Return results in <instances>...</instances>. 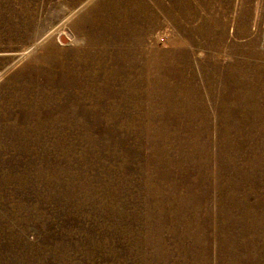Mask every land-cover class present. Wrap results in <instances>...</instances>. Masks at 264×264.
Segmentation results:
<instances>
[{
    "label": "rangeland",
    "instance_id": "obj_1",
    "mask_svg": "<svg viewBox=\"0 0 264 264\" xmlns=\"http://www.w3.org/2000/svg\"><path fill=\"white\" fill-rule=\"evenodd\" d=\"M86 1L0 0V264H264V0Z\"/></svg>",
    "mask_w": 264,
    "mask_h": 264
},
{
    "label": "bare ground",
    "instance_id": "obj_2",
    "mask_svg": "<svg viewBox=\"0 0 264 264\" xmlns=\"http://www.w3.org/2000/svg\"><path fill=\"white\" fill-rule=\"evenodd\" d=\"M88 1V0H87ZM86 1V2H87ZM164 35V34H163ZM119 39V38H118ZM105 59H106V55L103 57V58H101V59H99L98 60V62L100 63V64H102V63H104L105 62ZM111 64H112V61H108V67L110 68V66H111ZM245 69V68H244ZM244 69H243V72H244ZM255 69L256 70H261V69H263V68H258V67H255ZM5 71V70H4ZM3 71V72H4ZM245 73V72H244ZM240 74H242V73H240ZM236 75H238V74H236ZM245 75H247V73L245 74ZM126 76H128L127 74H126ZM227 76H230V75H227ZM244 76V75H243ZM248 76L250 77V74H248ZM253 76V75H252ZM238 77V76H237ZM247 77V76H246ZM131 78V77H130ZM239 78V77H238ZM240 78H242V77H240ZM239 78V79H240ZM248 78V77H247ZM246 78V79H247ZM252 78V77H251ZM20 79V78H19ZM75 80H77V79H75ZM235 80V79H234ZM233 80V81H234ZM237 80V79H236ZM244 81L243 82H245V78L243 79ZM260 80V81H259ZM259 80H255V84H250L251 85V87L249 86V90H248V92H245V93H247V96L249 97V98H252L253 100L255 99H262V100H264V91H263V88H264V82H263V80L262 79H259ZM229 81V80H228ZM230 81H231V79H230ZM229 81V82H230ZM239 80H237V82H238ZM240 82V81H239ZM238 82V83H239ZM242 82V83H243ZM250 82H251V80H250ZM249 82V83H250ZM235 83V82H234ZM241 83V82H240ZM239 83V84H240ZM256 83H258L259 85H256ZM161 85V84H160ZM244 85H245V83H244ZM4 88H8V89H13V88H15L14 86L13 87H11L12 86V84H3L2 85ZM156 86H158V85H156ZM258 88H257V87ZM155 87V86H154ZM233 87V86H232ZM235 87V86H234ZM238 88V87H237ZM247 88V87H246ZM235 89V88H234ZM240 89H245V88H240ZM154 90H157V89H155L154 88ZM233 90V89H232ZM12 91V90H11ZM158 91H160L159 89H158ZM239 92L241 91V90H238ZM245 91H246V89H245ZM155 92V91H154ZM233 92V91H232ZM156 93H158V92H156ZM160 93V92H159ZM243 92H241V94H242ZM244 94V93H243ZM12 95V94H11ZM158 95V94H157ZM161 95H164L165 96V94L164 93H162ZM160 95V96H161ZM156 96V95H155ZM234 96V95H233ZM242 96V95H241ZM158 97V96H157ZM162 97V96H161ZM248 97H243V98H247L248 99ZM238 98L240 99V95L238 96ZM164 99V98H163ZM167 99V98H166ZM236 99H237V97H236ZM168 100V99H167ZM241 100V99H240ZM245 100V99H244ZM251 100V99H250ZM261 100V101H262ZM170 101H172V100H170ZM234 101V100H233ZM232 101V102H233ZM236 101V100H235ZM19 102H20V98H16V99H11V98H8V100H6V107H8V108H12V109H14L15 111H14V117L17 119V120H19L20 118H21V115H20V104H19ZM237 102V101H236ZM252 102V101H251ZM253 102H255V101H253ZM181 103V102H180ZM226 103V102H225ZM246 104H247V102H245ZM262 104H264L263 102H261ZM171 104V103H170ZM249 104V103H248ZM180 105V104H179ZM225 105V104H224ZM171 106H172V104H171ZM246 106V105H245ZM250 106V107H249ZM249 106H248V108H252L251 106V104H249ZM253 106H255V103H254V105ZM259 106H260V104H259ZM264 106V105H263ZM226 107H227V104H226ZM230 107V106H229ZM234 107V106H233ZM255 107H257V106H255ZM255 107L253 108V109H255ZM262 107V106H261ZM178 108V107H177ZM186 108H189V107H187V106H185V107H183L182 109L184 110V109H186ZM243 108V107H242ZM259 108V107H258ZM264 109V108H263ZM247 110H250L251 111V109H247ZM256 110V109H255ZM254 110V111H255ZM157 111V110H156ZM244 111V110H243ZM253 111V112H254ZM157 112H159V111H157ZM8 113V112H7ZM246 113V112H245ZM254 113H256V111L254 112ZM263 113H264V111H262V113H257V114H255V115H252V117L249 119H244L243 120V122L241 123L240 121V123H237L236 124V126H238V129L239 130H242V131H244L245 133V135L247 136V137H251V141L252 140H255V138L254 137H258V138H260L261 139V141L263 142L262 144H264V116H262L263 115ZM240 114V113H239ZM243 114V113H242ZM228 115H229V113H228ZM228 115H227V119H230V118H228ZM235 115V114H234ZM243 116H244V114H243ZM231 117V116H230ZM247 117V116H246ZM239 118V117H238ZM236 120H237V118H236ZM236 120H235V123H236ZM240 120V119H239ZM228 121V120H227ZM222 122V121H221ZM234 123V124H235ZM223 124V123H222ZM232 125V124H231ZM220 126H223V125H220ZM223 127H225V126H223ZM229 128V127H228ZM236 128V127H235ZM227 130H229V129H227ZM232 130H234V129H232ZM164 131H165V134H167V132H168V129H167V125H166V123H165V125H164ZM226 131V130H225ZM223 132V131H222ZM227 133V132H226ZM239 133V132H238ZM228 134H229V132H228ZM228 134H226V135H228ZM234 135H235V132L233 133ZM232 134V135H233ZM237 134V133H236ZM243 134V133H242ZM242 134H240V136L242 135ZM243 134V135H244ZM230 135H231V133H230ZM244 135V136H245ZM238 136V135H237ZM239 136V137H240ZM167 137V136H166ZM229 137V136H228ZM253 137V138H252ZM229 138H231L232 139V137H229ZM241 138V137H240ZM240 138H238V140L240 139ZM245 138V137H244ZM258 138H256V139H258ZM48 139V138H47ZM230 139V140H231ZM228 140V139H227ZM248 140H249V138H248ZM4 141H5V139H4ZM229 141V140H228ZM236 141H237V138H236ZM250 141V142H251ZM7 142V141H6ZM10 142V141H9ZM249 142V141H248ZM249 142V143H250ZM254 142V141H253ZM242 143H243V140H242ZM248 143V144H249ZM254 143H256L257 144V142H254ZM64 144V143H63ZM66 144V143H65ZM183 144V143H182ZM247 144V143H246ZM260 144V143H259ZM238 145V144H237ZM253 145V144H252ZM183 146V145H182ZM236 146V145H235ZM249 146H250V144H249ZM262 146H264V145H262ZM174 147H175V142L174 143H172L170 146H168L167 148H165L166 149V151H168V150H173V151H175L174 150ZM242 147V146H241ZM248 147V146H247ZM256 147V146H255ZM236 148V147H235ZM244 148V147H243ZM242 148V149H243ZM260 148V147H259ZM183 149V148H182ZM256 149H257V147H256ZM246 150V149H245ZM245 150H244V152H245ZM248 150H249V148H248ZM259 150V149H258ZM4 151V150H3ZM236 151H237V149H236ZM250 151H253V149L252 150H250ZM260 151H258V153H259ZM264 151H262V153H263ZM27 153V152H26ZM236 154V153H235ZM239 154V153H238ZM243 154V153H242ZM249 154V153H248ZM251 154V153H250ZM256 154V151H254V153L252 152V155H247V156H252V157H254V156H256L255 155ZM56 155V154H55ZM183 155V154H182ZM182 155H180V156H182ZM246 155V154H245ZM164 156L166 157V154H164ZM246 156V157H247ZM260 156H262V154L260 155ZM259 156V157H260ZM183 157V156H182ZM239 157V156H238ZM258 157V158H259ZM248 158V157H247ZM257 158V157H256ZM256 158H253V159H256ZM257 158V159H258ZM262 158H264V157H262ZM146 159H147V157H146ZM256 159V160H257ZM31 160V159H30ZM180 160V159H179ZM182 160V159H181ZM245 160V159H244ZM248 160V159H247ZM255 160V162H257ZM149 161V160H148ZM263 161V160H262ZM262 161H260L261 163H262ZM180 162H182V161H180ZM250 162H251V159H250ZM249 162V163H250ZM259 162V163H260ZM172 163V161L171 160H169V165ZM252 163V162H251ZM57 164V163H56ZM182 165V164H181ZM67 167V166H66ZM256 167V166H255ZM261 168V167H260ZM156 169V168H155ZM249 169V168H248ZM247 169V170H248ZM264 169V168H263ZM181 170H182V172H183V165L181 166ZM250 171V170H249ZM252 171V170H251ZM264 171V170H263ZM250 173V172H249ZM252 173V172H251ZM8 176V175H7ZM158 176V175H157ZM40 177V176H39ZM42 179V178H41ZM151 179H153V178H151ZM68 193V192H67ZM168 202V201H167ZM166 202V203H167ZM169 203V202H168ZM39 210V209H38ZM36 211V210H35ZM260 225V224H259ZM29 258V257H28ZM46 264V263H45Z\"/></svg>",
    "mask_w": 264,
    "mask_h": 264
},
{
    "label": "water",
    "instance_id": "obj_3",
    "mask_svg": "<svg viewBox=\"0 0 264 264\" xmlns=\"http://www.w3.org/2000/svg\"><path fill=\"white\" fill-rule=\"evenodd\" d=\"M60 41H61V43H63V44H64V43H66V42H67V39H66L65 37H63V36H62V37L60 38Z\"/></svg>",
    "mask_w": 264,
    "mask_h": 264
}]
</instances>
